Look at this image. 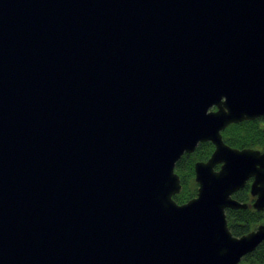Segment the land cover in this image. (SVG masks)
I'll list each match as a JSON object with an SVG mask.
<instances>
[{
    "label": "water",
    "instance_id": "1",
    "mask_svg": "<svg viewBox=\"0 0 264 264\" xmlns=\"http://www.w3.org/2000/svg\"><path fill=\"white\" fill-rule=\"evenodd\" d=\"M257 117L264 0H0V264H240L264 221L225 210L251 176L264 209V151L221 131Z\"/></svg>",
    "mask_w": 264,
    "mask_h": 264
},
{
    "label": "trees",
    "instance_id": "2",
    "mask_svg": "<svg viewBox=\"0 0 264 264\" xmlns=\"http://www.w3.org/2000/svg\"><path fill=\"white\" fill-rule=\"evenodd\" d=\"M239 126L240 128L236 130H232L234 127ZM229 131L236 134L239 138L242 140H246L249 142L251 135H253L254 139L256 137H260L262 139V142L264 141V136L261 133V130L259 128V125L257 121L252 122H244L242 124L233 125L227 128L222 135L223 139L225 140V137L229 134ZM226 141V140H225ZM227 142V141H226ZM212 150V146L209 142L199 144L194 153L189 155V159H183V157L178 161L175 165V173L180 176V165L187 161L189 165H186L189 168H192V161L194 159H204L209 152ZM187 180L182 181V190L177 195H174L172 198L173 200L178 204H183L187 202L189 199L193 198V192L189 186V184L186 182ZM226 218L228 219V228L231 231L233 236H241L246 233H244V230L249 231L248 228L242 224V222L245 221V219L249 222V224L254 227L257 223L264 220V209L258 213V212H248V210H228V212L225 211ZM231 222H236L234 224H231ZM248 233V232H247ZM240 264H264V241H262L257 248L252 251L251 253H248L245 255L242 259Z\"/></svg>",
    "mask_w": 264,
    "mask_h": 264
},
{
    "label": "flooded vegetation",
    "instance_id": "3",
    "mask_svg": "<svg viewBox=\"0 0 264 264\" xmlns=\"http://www.w3.org/2000/svg\"><path fill=\"white\" fill-rule=\"evenodd\" d=\"M252 121H257V123L259 125V128L261 130V133L263 135V132H262V124L264 122V118H262V117H257V118L252 119V120H244V121H241V122H238V123H231L230 125H228L227 127H225L221 131V135L230 126L242 124L244 122H252ZM238 128H240V127L239 126H236L232 130H236ZM222 140H223V142L226 145H228L231 148H235V149H239V150H241V149H252V150H258L260 152H263L264 151V141L262 142V139L260 137H256V139H254L253 135H251V138H250V140L248 142L246 140H242L236 134H234L233 132L229 131V134L225 137V140L227 142L223 139V135H222ZM203 143H206V142H203ZM203 143H199V144H203ZM209 143L212 146V150L209 152V154L204 159H194L192 161V168L190 167L189 170H188V167L186 166V165H189L187 161H184L179 166L180 167V170H181L180 171V176L178 174L177 175L179 177V182H180V185H181V190H182V187H183L182 181L187 180L186 182L189 184V186H190V188H191V190L193 192V197H195L197 195V189H198V186H199L198 182L195 179L194 166H195V163L196 162H205L210 157L211 153L214 150V145L211 142H209ZM194 151L192 153H194ZM192 153H183V155L181 156V158L183 157V159H187V158L189 159V155L192 154ZM180 159L178 161H180ZM219 167H220V164H217V165H215L213 167V170L216 171V170L219 169ZM174 171H175V167H174ZM253 181H254V177L253 176L248 177L245 180V183H244L243 187L235 190L232 193L231 197L233 199H235L237 202L247 205V208L240 209V210H248V212H258V213H260L262 210H256V209H254L252 207V204L254 203V201L256 199V196H254L251 193V185L253 184ZM228 210L234 211V210H238V209H226L225 211L228 212ZM226 220H227V223H228V219L227 218H226ZM263 221L264 220H262L261 222H263ZM261 222L257 223L254 227H252L249 224V222L245 219V221L242 222V224L244 226H246L247 228L249 226V231L246 230V232H245V230H244V233H247V232H250V231L254 230ZM234 223H236V222H231V224H234Z\"/></svg>",
    "mask_w": 264,
    "mask_h": 264
},
{
    "label": "rangeland",
    "instance_id": "4",
    "mask_svg": "<svg viewBox=\"0 0 264 264\" xmlns=\"http://www.w3.org/2000/svg\"><path fill=\"white\" fill-rule=\"evenodd\" d=\"M264 127V122H263V124H262V128Z\"/></svg>",
    "mask_w": 264,
    "mask_h": 264
}]
</instances>
